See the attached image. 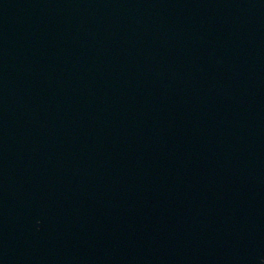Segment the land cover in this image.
Segmentation results:
<instances>
[{"label":"water","instance_id":"1","mask_svg":"<svg viewBox=\"0 0 264 264\" xmlns=\"http://www.w3.org/2000/svg\"><path fill=\"white\" fill-rule=\"evenodd\" d=\"M0 264H264V0H0Z\"/></svg>","mask_w":264,"mask_h":264}]
</instances>
